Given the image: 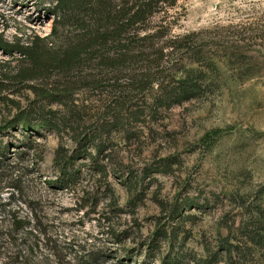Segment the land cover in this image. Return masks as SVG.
Returning <instances> with one entry per match:
<instances>
[{
    "label": "rangeland",
    "instance_id": "obj_1",
    "mask_svg": "<svg viewBox=\"0 0 264 264\" xmlns=\"http://www.w3.org/2000/svg\"><path fill=\"white\" fill-rule=\"evenodd\" d=\"M179 6L178 31H195L208 44L209 58L191 64L211 84L144 134L112 137L113 164L145 178L131 191L127 181L112 171L94 173L83 159L66 188L46 183L59 172V137L31 135L34 148L25 151L17 146L26 132L6 126L20 114L35 121L41 109L68 113L43 97L57 76L0 50V141L9 145L0 158V264L88 258L91 264H264V0H180ZM52 8L51 0H0V38L27 45L35 34L45 37ZM86 96L80 98L93 97ZM62 136L71 151L70 134ZM13 213L31 225L37 218L44 234L11 232ZM35 241L39 247L29 249Z\"/></svg>",
    "mask_w": 264,
    "mask_h": 264
},
{
    "label": "trees",
    "instance_id": "obj_2",
    "mask_svg": "<svg viewBox=\"0 0 264 264\" xmlns=\"http://www.w3.org/2000/svg\"><path fill=\"white\" fill-rule=\"evenodd\" d=\"M179 1L51 0L53 24L48 35L35 34L27 45L0 38L3 54L18 53L31 58L40 71L56 74L55 84L43 97L56 99L72 116L71 120L65 113L60 116L56 110L41 109L35 121L20 114L6 126H20L25 139L51 132L61 144L62 131L70 134L74 147L68 151L59 145L54 159L59 172L46 182L50 187L64 189L73 183L81 173L74 169L75 162L82 159L94 173L112 171L127 181L129 191L141 185L135 182L145 178L135 180L122 163L113 164L108 147L112 137L129 141L144 134L164 113L200 97L211 84L205 70L191 64L197 58H209L204 57L207 42L195 31H178L184 16ZM90 94V100L80 98ZM32 140L19 141L17 147L30 151ZM8 151L9 145L0 141V158ZM33 220L31 225L13 213L10 231L44 234L37 218ZM10 231L5 234L8 238ZM39 243L35 241L29 249ZM91 261L88 258L86 264Z\"/></svg>",
    "mask_w": 264,
    "mask_h": 264
}]
</instances>
